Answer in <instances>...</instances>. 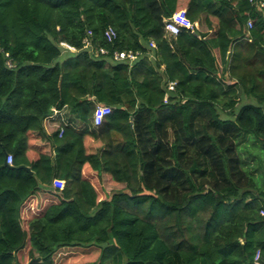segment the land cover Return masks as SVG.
Here are the masks:
<instances>
[{
    "label": "trees",
    "instance_id": "obj_1",
    "mask_svg": "<svg viewBox=\"0 0 264 264\" xmlns=\"http://www.w3.org/2000/svg\"><path fill=\"white\" fill-rule=\"evenodd\" d=\"M184 8L191 26L169 38ZM128 49L133 64L112 59ZM97 104L112 112L95 126ZM54 109L70 118L49 130ZM261 209L264 11L0 0V264H254L257 250L264 263Z\"/></svg>",
    "mask_w": 264,
    "mask_h": 264
},
{
    "label": "built area",
    "instance_id": "obj_2",
    "mask_svg": "<svg viewBox=\"0 0 264 264\" xmlns=\"http://www.w3.org/2000/svg\"><path fill=\"white\" fill-rule=\"evenodd\" d=\"M249 2L255 4L260 10L264 11V0H249ZM253 21L250 20L248 21V27H252ZM189 27L191 26V21L187 15L186 9H180L173 13L170 17L165 19V31L166 34L169 38L177 36L182 27ZM104 35L106 39L109 42H112L116 37H117V32L116 30L112 27L109 26L105 29ZM61 46L64 47L67 50L70 51H76V47L62 41ZM151 46L156 47V44L154 41L151 42ZM83 48L88 49L89 51L93 52L96 56L98 55H107L109 54V51L107 48L103 46H98L95 49L92 47L90 40L86 37L83 40ZM142 53L140 51H135L132 49L128 50H114L112 53V59L116 62H129L130 64H133L136 60L140 58ZM9 65H12L9 63ZM176 82L175 81H170L168 84V89L173 90L175 88ZM167 100V97L166 99ZM112 112V107L109 105H104V104H97L94 114H93V123L95 126H98L102 123V121ZM54 113L56 116L60 113L59 110L54 109ZM64 132V128H61L60 135H62ZM6 162L9 165H12L13 163V156L11 154L7 155ZM261 214L264 215V209H261ZM254 264H264L262 259H261V251L257 250L255 256H254Z\"/></svg>",
    "mask_w": 264,
    "mask_h": 264
},
{
    "label": "crops",
    "instance_id": "obj_3",
    "mask_svg": "<svg viewBox=\"0 0 264 264\" xmlns=\"http://www.w3.org/2000/svg\"><path fill=\"white\" fill-rule=\"evenodd\" d=\"M208 30V28L206 27L205 24L201 23L198 24V30L197 31H206ZM151 46V43H150ZM154 48V46H151ZM215 55L217 56L218 60H220V52L217 49H214ZM151 55V53H150ZM61 115V116H60ZM61 118V119H60ZM69 118H70V114L68 113L67 109H63L60 111V113L58 114V116H56L55 113H53L52 117L48 120L47 123V127L49 130H52V128H54V126H56V123L59 121H63L65 123L69 122ZM73 125H78V123L76 121H72L71 122Z\"/></svg>",
    "mask_w": 264,
    "mask_h": 264
},
{
    "label": "water",
    "instance_id": "obj_4",
    "mask_svg": "<svg viewBox=\"0 0 264 264\" xmlns=\"http://www.w3.org/2000/svg\"><path fill=\"white\" fill-rule=\"evenodd\" d=\"M22 167L25 168L27 171L32 172L30 167H28V166H22Z\"/></svg>",
    "mask_w": 264,
    "mask_h": 264
},
{
    "label": "rangeland",
    "instance_id": "obj_5",
    "mask_svg": "<svg viewBox=\"0 0 264 264\" xmlns=\"http://www.w3.org/2000/svg\"><path fill=\"white\" fill-rule=\"evenodd\" d=\"M251 163H253V164H254L255 162L252 160V161H251Z\"/></svg>",
    "mask_w": 264,
    "mask_h": 264
}]
</instances>
